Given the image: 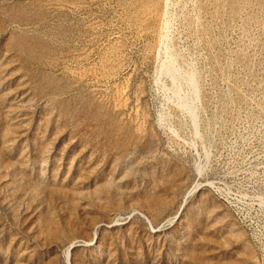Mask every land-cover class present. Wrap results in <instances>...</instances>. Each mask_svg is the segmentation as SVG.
Masks as SVG:
<instances>
[{"label": "rangeland", "instance_id": "1", "mask_svg": "<svg viewBox=\"0 0 264 264\" xmlns=\"http://www.w3.org/2000/svg\"><path fill=\"white\" fill-rule=\"evenodd\" d=\"M0 264H264V0H0Z\"/></svg>", "mask_w": 264, "mask_h": 264}]
</instances>
